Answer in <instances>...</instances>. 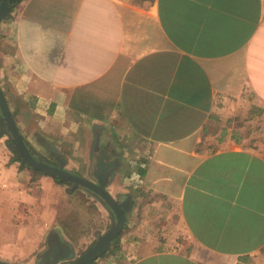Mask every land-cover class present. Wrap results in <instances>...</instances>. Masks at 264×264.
I'll return each instance as SVG.
<instances>
[{
	"label": "crops",
	"instance_id": "0c3cea01",
	"mask_svg": "<svg viewBox=\"0 0 264 264\" xmlns=\"http://www.w3.org/2000/svg\"><path fill=\"white\" fill-rule=\"evenodd\" d=\"M0 90L36 159L130 196L97 264H264V0H20ZM0 136V263L81 255L112 224Z\"/></svg>",
	"mask_w": 264,
	"mask_h": 264
},
{
	"label": "water",
	"instance_id": "95a60500",
	"mask_svg": "<svg viewBox=\"0 0 264 264\" xmlns=\"http://www.w3.org/2000/svg\"><path fill=\"white\" fill-rule=\"evenodd\" d=\"M10 13L9 0H0V22L6 19ZM5 134L8 138L7 146L15 155L17 161L43 174L56 178L70 186V191L81 189L97 198L113 215L111 226L97 238L72 264H94L110 248L124 228L126 214L131 206L130 196L122 202H117L106 191L108 173L115 166L114 163L99 160L94 172V181L73 174L60 165H53L46 160L36 159L27 148L22 136L20 135L12 115L9 112L6 100L0 90V136ZM49 249L43 256L41 264H56L63 260L66 249H58L56 242L48 244ZM3 264V263H0Z\"/></svg>",
	"mask_w": 264,
	"mask_h": 264
},
{
	"label": "trees",
	"instance_id": "16d2710c",
	"mask_svg": "<svg viewBox=\"0 0 264 264\" xmlns=\"http://www.w3.org/2000/svg\"><path fill=\"white\" fill-rule=\"evenodd\" d=\"M20 0H9V5L12 6L13 4H16L17 2H19ZM22 165V164H21ZM24 167H27L26 165H22ZM36 173H42V172H39V171H34ZM54 180L59 183V184H64L63 182H61L60 180L54 178Z\"/></svg>",
	"mask_w": 264,
	"mask_h": 264
},
{
	"label": "rangeland",
	"instance_id": "374dc122",
	"mask_svg": "<svg viewBox=\"0 0 264 264\" xmlns=\"http://www.w3.org/2000/svg\"><path fill=\"white\" fill-rule=\"evenodd\" d=\"M79 256H80V254L77 257H75L73 260L63 262L62 264H72L79 258ZM94 264H97V262H94Z\"/></svg>",
	"mask_w": 264,
	"mask_h": 264
}]
</instances>
